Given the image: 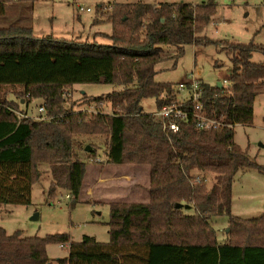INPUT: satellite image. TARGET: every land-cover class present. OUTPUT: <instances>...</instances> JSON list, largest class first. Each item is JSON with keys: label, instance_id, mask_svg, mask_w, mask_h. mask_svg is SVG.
Segmentation results:
<instances>
[{"label": "trees", "instance_id": "trees-1", "mask_svg": "<svg viewBox=\"0 0 264 264\" xmlns=\"http://www.w3.org/2000/svg\"><path fill=\"white\" fill-rule=\"evenodd\" d=\"M12 1L0 0V17ZM215 1L195 7L115 5L105 13L113 25L106 35L109 45L39 38L33 28L20 25L0 28V87L21 89L15 100L0 96V205H30L40 165L47 164L53 179L48 198L64 191L74 206L88 166L97 163L89 136L107 134L106 165L149 169L147 202L107 204L108 243L93 237L75 243L68 234L23 237L0 228V264H264V215L242 220L231 213L237 174L249 169L264 174V166L235 143L234 129L198 130L189 121L171 133L142 108L145 99H155L157 109L178 102L175 84L155 80L163 47L224 45L202 36L217 12ZM220 49L230 55L231 84L203 83L205 108L228 125L252 124L257 90L264 88V63L252 58L256 52L264 55V45L228 43ZM77 84L115 86L106 96H83V104L108 102L112 112L75 111L76 101L64 95ZM27 96L40 100L47 115L65 119L19 121L12 110L22 111L20 101ZM185 206L194 213L185 214ZM222 215L229 216L230 233L219 244L211 221ZM49 244L68 246V256L51 261Z\"/></svg>", "mask_w": 264, "mask_h": 264}, {"label": "rangeland", "instance_id": "rangeland-1", "mask_svg": "<svg viewBox=\"0 0 264 264\" xmlns=\"http://www.w3.org/2000/svg\"><path fill=\"white\" fill-rule=\"evenodd\" d=\"M209 0H16L6 7V13L0 17V28L20 25L33 28L39 37L53 36L65 40L109 45L106 37L112 34L113 25L105 13L115 5L120 4H179L186 3L197 6ZM217 12L212 22L207 26L202 36L213 42L264 45V0H216ZM79 6L90 8L91 11H80ZM220 47L185 45L182 48L163 47L164 59L157 66L155 77L158 83L177 84L187 82L194 73L202 83L215 87L219 82L227 87L231 80L230 55ZM252 61L264 63V55L254 53ZM18 87H0V96L15 100ZM117 90L107 84H77L70 90V98L76 101L75 111H84L88 105L83 104V96H106ZM70 100V99H69ZM40 100L31 101L28 106L21 105L22 110L36 114ZM104 112H112L111 104L105 102ZM144 113L153 114L157 110L155 99H145L142 102ZM89 113V112H87ZM90 114V113H89ZM235 143L247 152L249 158L258 165L264 166V88L257 90L254 102V118L252 124L238 125L234 129ZM97 148L96 164L88 166L86 187L92 180L95 170H103L106 166L105 151L108 136H89L86 138ZM89 146V145H88ZM88 160L87 155H83ZM103 160L98 162L99 160ZM138 170L137 178H124L129 184L125 196L128 201H143V191L148 190L149 177L146 166L110 167L113 173ZM41 179L33 186L31 204L0 205V228L9 235L21 232L23 237H41L48 235L68 234L75 243L83 241L84 237H93L99 243H108L109 207L107 204H96L84 196L70 206V198L60 191L54 200L48 198V189L53 181L50 166L40 165ZM140 177V178H139ZM202 179V177H200ZM197 180V178H196ZM121 181V180H118ZM126 181L124 184H126ZM207 188L212 185V177H206ZM122 184V183H121ZM199 184V183H198ZM90 185V184H89ZM184 213H194L193 207L184 208ZM231 213L242 220H253L264 215V174L256 169H249L237 174L232 187ZM211 226L217 234L219 244L229 239V216L222 215L212 219ZM69 248L59 244H49L47 254L51 261L68 256Z\"/></svg>", "mask_w": 264, "mask_h": 264}, {"label": "built area", "instance_id": "built-area-1", "mask_svg": "<svg viewBox=\"0 0 264 264\" xmlns=\"http://www.w3.org/2000/svg\"><path fill=\"white\" fill-rule=\"evenodd\" d=\"M15 1V0H14ZM195 7V6H194ZM80 11H91L90 8L79 6ZM202 81L194 74L191 73L187 82L177 84L176 90L178 94V102L170 105H165L160 109H157L152 115L163 124L164 129L171 133H178L180 131V123H187L193 121L198 130H220L223 128L235 129L238 124L228 125L221 120L211 118L205 108V94ZM229 81L227 85H230ZM71 96L67 92L64 98L67 100ZM28 101V102H27ZM31 100L27 96L24 100V105L28 106ZM104 106H97L95 104L88 105L84 112L90 114H107L103 111ZM19 121L24 119H33L36 122H56L65 119V115H47L45 105L42 103L36 114H32L28 109L23 111L12 110ZM83 112V111H82ZM200 178H197V182H200Z\"/></svg>", "mask_w": 264, "mask_h": 264}, {"label": "crops", "instance_id": "crops-1", "mask_svg": "<svg viewBox=\"0 0 264 264\" xmlns=\"http://www.w3.org/2000/svg\"><path fill=\"white\" fill-rule=\"evenodd\" d=\"M22 105H24V100L20 101ZM27 109V108H26ZM23 111V110H22ZM99 162L103 161L98 159ZM106 159L104 160V162ZM110 167H117L113 165H106L103 170H95L93 172L92 180L86 187V177L84 181V186L82 189L81 197L84 196L88 200L94 201L96 204H109L111 202H147L149 200L148 190H144L143 192L146 195H143V201H128L125 196L126 190H129V184L124 178H137V175L140 176L138 170L130 169L129 171L117 172L113 173V175H106V173L110 172ZM122 167V166H119ZM88 171V169H87ZM149 177V169H147ZM140 178V177H139ZM121 180V181H118ZM122 183V184H121ZM149 188V184L147 186Z\"/></svg>", "mask_w": 264, "mask_h": 264}, {"label": "water", "instance_id": "water-1", "mask_svg": "<svg viewBox=\"0 0 264 264\" xmlns=\"http://www.w3.org/2000/svg\"><path fill=\"white\" fill-rule=\"evenodd\" d=\"M217 86H218L219 88H221V87H222V84L219 82V83L217 84ZM86 150H87L88 152L91 151L90 146H87V147H86ZM176 207H177V208H181L182 205L178 204ZM185 208H188V206H185Z\"/></svg>", "mask_w": 264, "mask_h": 264}]
</instances>
